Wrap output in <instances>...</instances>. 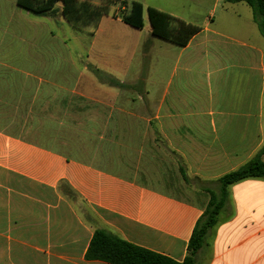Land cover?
I'll use <instances>...</instances> for the list:
<instances>
[{
  "label": "crops",
  "instance_id": "obj_1",
  "mask_svg": "<svg viewBox=\"0 0 264 264\" xmlns=\"http://www.w3.org/2000/svg\"><path fill=\"white\" fill-rule=\"evenodd\" d=\"M61 8L0 0V264H109L86 258L98 229L183 262L208 191L264 146L253 10L191 15L178 47L120 15L82 35ZM219 219L196 264H264V180Z\"/></svg>",
  "mask_w": 264,
  "mask_h": 264
},
{
  "label": "trees",
  "instance_id": "obj_2",
  "mask_svg": "<svg viewBox=\"0 0 264 264\" xmlns=\"http://www.w3.org/2000/svg\"><path fill=\"white\" fill-rule=\"evenodd\" d=\"M99 6L89 1L79 0H17L22 9L38 16L56 12L57 4H62L61 13L67 23L78 33L94 36L102 18L120 15L123 22L135 29L144 28L145 14L148 15L152 35L178 47H185L201 28L172 17L153 7H146L138 1L106 0ZM245 3L253 10L254 21L264 36V0H228ZM119 5L120 13H110V7ZM264 146L245 165L219 179L220 190H209V202L198 221L188 246V254L183 262L129 243L106 230L95 231L88 251L87 260L103 261L109 264H196L198 252L206 245L210 231L219 223V217L229 202L231 186L249 179L264 180Z\"/></svg>",
  "mask_w": 264,
  "mask_h": 264
},
{
  "label": "rangeland",
  "instance_id": "obj_3",
  "mask_svg": "<svg viewBox=\"0 0 264 264\" xmlns=\"http://www.w3.org/2000/svg\"><path fill=\"white\" fill-rule=\"evenodd\" d=\"M83 2L85 0H79ZM91 2L93 5H101L106 3V0H86ZM138 1L144 4L146 7L156 8L164 13L171 15L177 19H180L184 22L189 20L190 16H194L195 22H201L207 14L212 13L217 17L224 12L226 7L227 0H130ZM121 8L119 5L111 6L110 13H120ZM145 20L148 22V15L145 14ZM188 23V22H187ZM193 25V24H192ZM196 26V25H195ZM85 33H82L84 35ZM87 35V34H86ZM90 36V35H88ZM164 41V40H163ZM73 45V54L75 52H80L81 47L77 43Z\"/></svg>",
  "mask_w": 264,
  "mask_h": 264
}]
</instances>
